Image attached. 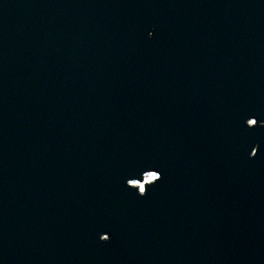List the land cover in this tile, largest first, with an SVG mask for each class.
<instances>
[{"label":"water","instance_id":"95a60500","mask_svg":"<svg viewBox=\"0 0 264 264\" xmlns=\"http://www.w3.org/2000/svg\"><path fill=\"white\" fill-rule=\"evenodd\" d=\"M0 264H264V0H0Z\"/></svg>","mask_w":264,"mask_h":264},{"label":"built area","instance_id":"2783aa9c","mask_svg":"<svg viewBox=\"0 0 264 264\" xmlns=\"http://www.w3.org/2000/svg\"><path fill=\"white\" fill-rule=\"evenodd\" d=\"M153 175H154L153 173H151V174H149V173H145L143 179H147V180H148V179H151V178L153 177ZM140 187H141V186H140Z\"/></svg>","mask_w":264,"mask_h":264},{"label":"flooded vegetation","instance_id":"af4514ba","mask_svg":"<svg viewBox=\"0 0 264 264\" xmlns=\"http://www.w3.org/2000/svg\"><path fill=\"white\" fill-rule=\"evenodd\" d=\"M149 174H151V173H149Z\"/></svg>","mask_w":264,"mask_h":264}]
</instances>
